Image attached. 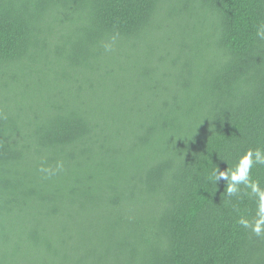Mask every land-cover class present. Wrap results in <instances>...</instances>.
Segmentation results:
<instances>
[{"label": "trees", "instance_id": "obj_1", "mask_svg": "<svg viewBox=\"0 0 264 264\" xmlns=\"http://www.w3.org/2000/svg\"><path fill=\"white\" fill-rule=\"evenodd\" d=\"M261 23L264 0H0V264H264L256 198L212 178L264 148Z\"/></svg>", "mask_w": 264, "mask_h": 264}, {"label": "clouds", "instance_id": "obj_2", "mask_svg": "<svg viewBox=\"0 0 264 264\" xmlns=\"http://www.w3.org/2000/svg\"><path fill=\"white\" fill-rule=\"evenodd\" d=\"M256 36L260 40H264V23L257 27ZM111 41L112 43L115 42V36L111 38ZM104 47L105 50L110 51L111 43H106ZM254 165H264V148L246 149L238 156L233 168L223 172L216 168L212 173V178L215 181L220 178L227 181L226 195L228 197L239 196L242 192L241 185L244 186V189H250L249 194L257 200L256 214L251 220L241 216L237 223L244 229L250 230L257 237H262L264 236V188H261L258 181L251 178L250 173ZM62 168V162L58 161L55 169L41 166L39 172L45 178H49Z\"/></svg>", "mask_w": 264, "mask_h": 264}]
</instances>
